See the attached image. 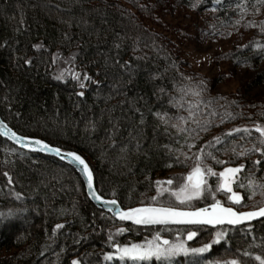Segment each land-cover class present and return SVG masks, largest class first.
I'll return each mask as SVG.
<instances>
[{"label":"trees","instance_id":"1","mask_svg":"<svg viewBox=\"0 0 264 264\" xmlns=\"http://www.w3.org/2000/svg\"><path fill=\"white\" fill-rule=\"evenodd\" d=\"M180 9L203 16L197 34L177 35L164 22L163 14ZM262 28L261 0H0L1 117L22 135L81 154L98 192L124 208L213 203L207 192L184 205L172 194L202 149V166L217 173L244 166L233 184L242 203L232 204L209 176L215 199L254 209L264 205V137L255 131L264 128V93L247 90L264 81ZM233 36L237 44L216 61L257 72L234 91L219 92L225 75L195 70L181 38ZM70 53L90 80L57 78V57ZM169 179L173 184L161 191L157 181ZM218 231L225 239L205 253L148 261L116 254V244L189 232L197 235L187 244L200 248ZM257 255L264 258V219L216 228L120 222L91 201L71 165L0 135V264H259Z\"/></svg>","mask_w":264,"mask_h":264},{"label":"snow or ice","instance_id":"2","mask_svg":"<svg viewBox=\"0 0 264 264\" xmlns=\"http://www.w3.org/2000/svg\"><path fill=\"white\" fill-rule=\"evenodd\" d=\"M219 3V0H217ZM264 3V0H261ZM239 23V22H238ZM249 27L255 26L254 23L250 22ZM264 30V28H262ZM31 63V61H27ZM58 79L60 77H57ZM76 80H90L91 77L84 76L81 78L79 74H76L74 77ZM81 87H84V83L81 82ZM80 95H84L83 92ZM237 132L241 129H236ZM243 131H249L244 129ZM256 132L260 133L261 137H264V128L256 127ZM12 137L20 140V137L17 136L15 132L11 133ZM231 135V133H229ZM219 142V138H217ZM264 142V141H262ZM35 144L40 145L42 151H48L61 155V149L59 147L50 146L47 143H44L40 140H35ZM194 146V145H192ZM190 146V147H192ZM35 150V149H33ZM68 156L72 157V161L79 163L83 166V171L87 174L88 177V187L91 189L93 187V173L89 168L85 160L78 154L74 152H68ZM211 155V154H209ZM244 155V153H240ZM203 150H200V156L197 158V162L194 164L192 170L188 173L186 177H181L179 179L183 180L178 187V190L172 194L175 196L176 200L184 205L190 204L191 201L196 199H201L204 197L205 192L209 194L214 200L208 207L197 208L194 211H185L180 210L176 207H138L130 208L126 211L117 210L115 213L120 220H130L134 221L136 224L151 225V224H167V223H182V224H211V225H240L245 221H252L256 218L264 217V205L254 206V210L250 211H237L234 207L225 206L221 203L220 200L215 199V194L212 191V186L209 185L207 177H217L216 181V190L223 192L228 195V199L232 204L239 205L243 201V196L238 192L233 190V184L235 183V177L240 173L244 166L240 165L238 167H226L223 171L217 173L212 170L211 167H203L202 163ZM188 157H186L187 159ZM215 159V157H212ZM217 163H226L225 161H217ZM255 163L259 164L260 161ZM5 176H8V173H4ZM9 182H11V177H8ZM163 184L172 185L173 179L167 181H157L158 187L161 191H165L162 187ZM250 186L255 185V181H249ZM239 187H244L243 184H240ZM261 188H264V185H260ZM93 195H96L93 193ZM96 199H101L100 196L96 195ZM112 205H116V200L107 201ZM63 225H57V228H62ZM120 232H123L124 229H120ZM197 235L196 232H189L188 239L191 240ZM227 233L224 231H218L215 234V237L211 243H206L203 247L189 249L185 243L177 242L171 243L168 240L163 241V245L159 243L160 237L157 236L154 240L148 241L145 244H131L130 246L125 245L121 246L116 244V254L120 260L130 259L132 261H148L153 258L157 260H167L172 257L178 256L180 254L187 255L190 251L192 253H205L209 252L213 244H220L222 240L225 239ZM111 239V236L109 237ZM244 255H250V253L245 252ZM106 259H113V255H108ZM259 264H264V258L257 255L255 257ZM73 264H79L78 261H73ZM216 264H220L219 261ZM224 264H239V261L232 259L230 261H225Z\"/></svg>","mask_w":264,"mask_h":264},{"label":"rangeland","instance_id":"3","mask_svg":"<svg viewBox=\"0 0 264 264\" xmlns=\"http://www.w3.org/2000/svg\"><path fill=\"white\" fill-rule=\"evenodd\" d=\"M202 17L203 16L201 14H195L187 9H180L162 15L164 22L167 23V25L173 31H175L177 35L179 33H182V31H187L192 35L197 34L195 24L201 23ZM170 34L172 35V38H174L173 33ZM183 38H181L183 41L182 46L186 58L191 62L195 70L211 77H218L220 75H225V78L222 81L218 82L216 86V89L219 92L234 91L238 86L249 81L251 77L257 72L256 70L249 71L237 65L226 64L216 61L215 55L222 53L223 51L232 48L235 44H237L236 36L224 40L218 38L211 40H206V39L201 40L195 38L193 41H187L186 39ZM76 74L80 75V70L76 67L74 55L72 53L67 55H59L57 57L58 77L60 78H66L68 76L75 77ZM247 93L249 94V96L264 93V81L261 84H254L249 86ZM181 183L178 184V187ZM178 208H183V207H178ZM185 209H194V208H185ZM188 234L187 236L177 237L173 240L159 235H155L152 238L147 239L143 242H131V243H126L122 246L125 245L130 246L131 244H145L148 241H152L157 236H159L160 239L158 242L161 243V245H163L164 240H168L171 243L183 242L189 249H191V246L187 244L190 241L188 239Z\"/></svg>","mask_w":264,"mask_h":264},{"label":"water","instance_id":"4","mask_svg":"<svg viewBox=\"0 0 264 264\" xmlns=\"http://www.w3.org/2000/svg\"><path fill=\"white\" fill-rule=\"evenodd\" d=\"M15 132L17 134L18 137H20V140H17L15 138L12 137L11 133ZM0 135L4 138H6L7 140H9L10 142H12L13 144H15L16 146H18L19 148L25 149L27 151H31V152H38V153H42V154H46V155H50V156H54L57 157L58 159L62 160L63 162L71 165L77 172L78 174L81 176L84 184H85V188H86V192L87 195L89 196V198L91 199V201L100 209L108 212L109 214H111L115 219H117L120 222H125V223H130L133 225H137V226H142V227H156V226H198V225H202V226H208V227H212V228H216V227H220V226H238V225H228V224H222V225H211V224H182V223H167V224H151V225H143V224H136L134 221H130V220H120L119 217L115 214L117 212V210H123L126 211L130 208H124L116 199L114 198H110V197H104L102 196L95 185V179H94V175H93V187L90 189L88 187V177L87 174L83 171V166L80 165L79 163L73 162L72 161V157L68 156L67 153L68 152H73V151H66V150H62L61 148V155H57L56 153L53 152H48V151H42L39 150L40 149V145H37L34 143L35 140H40L44 143L49 144L50 146H55L52 145L50 143H48L47 141L38 138V137H30V136H25L22 135L20 133H18L17 131H15L2 117L0 114ZM58 147V146H55ZM35 149V150H33ZM78 155H80L85 162L88 164L89 168L91 169V165L89 164V162L85 159V157H83L81 154L74 152ZM92 170V169H91ZM93 173V172H92ZM93 193H95L96 195L100 196L101 199H96V195H93ZM111 200H116L117 204L116 205H112L110 203H107V201H111ZM211 204V203H210ZM210 204H207L205 206H201V207H208ZM224 204V203H223ZM225 206H229L224 204ZM138 207H171V206H160V205H139V206H135V207H131V208H138ZM198 207V208H201ZM233 207V206H230ZM178 208V207H176ZM235 208V207H234ZM180 210H185V211H194L197 208L194 209H185V208H179ZM236 209V208H235ZM237 211H241L236 209ZM250 210H254V209H250ZM250 210H243V211H250ZM264 219V217H260V218H256L252 221H245L240 225H244V224H250L259 220Z\"/></svg>","mask_w":264,"mask_h":264},{"label":"bare ground","instance_id":"5","mask_svg":"<svg viewBox=\"0 0 264 264\" xmlns=\"http://www.w3.org/2000/svg\"><path fill=\"white\" fill-rule=\"evenodd\" d=\"M222 203V202H221ZM210 204V203H209ZM114 218V217H113ZM115 219V218H114ZM117 220V219H116ZM118 221V220H117Z\"/></svg>","mask_w":264,"mask_h":264}]
</instances>
